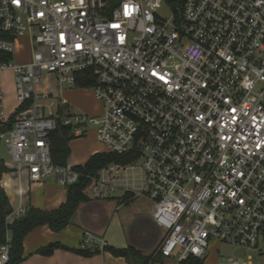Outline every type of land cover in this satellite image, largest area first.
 <instances>
[{"label":"built area","instance_id":"1","mask_svg":"<svg viewBox=\"0 0 264 264\" xmlns=\"http://www.w3.org/2000/svg\"><path fill=\"white\" fill-rule=\"evenodd\" d=\"M109 1L0 0V127L4 72L16 110L24 106L0 133L4 165L68 187L79 173L52 162L49 134L57 119L75 138L92 128L105 153H136L90 177L87 195L104 201L122 190L151 201L162 236L149 264L204 262L211 240L264 255V0H113L112 9ZM23 37L30 56L18 64ZM86 70L104 111L59 115L63 103L38 90L42 73L76 89ZM105 246L86 234L79 248Z\"/></svg>","mask_w":264,"mask_h":264},{"label":"crops","instance_id":"2","mask_svg":"<svg viewBox=\"0 0 264 264\" xmlns=\"http://www.w3.org/2000/svg\"><path fill=\"white\" fill-rule=\"evenodd\" d=\"M56 87L57 89L53 93L42 92L49 93L57 102L61 101L63 103L62 112L69 114L91 112L88 104L82 101L81 90L84 88L62 89L57 84ZM92 97L94 98V96ZM16 108L17 103L15 102L14 110L10 111L7 117ZM81 139L83 137L75 138L68 144L70 149L68 163L73 167L85 164L94 154L105 153L104 147L95 137V147L82 156L78 155L80 144L77 141ZM7 168L9 172L2 175L0 188L5 193L13 211L7 217L8 223L22 215L29 206L44 211H53L65 202L66 187L58 185L53 179L31 182L26 171ZM135 188L136 185L134 188L130 187L134 190ZM122 193L124 194L123 191ZM122 196L115 201L111 200L114 198L113 196L104 201L89 199L88 202L81 203L68 226L60 232H52L47 226L32 230L23 241L24 259L22 264H143L141 260L137 259L126 260L123 257H114L104 250L91 256H81L60 249L53 251L49 256L35 254L37 249L50 243H59L69 249H80V243L85 241L86 234L95 238H103L107 246L131 247L138 251L142 257H150L151 259L147 263L149 264L162 236V231L154 224L150 216L152 203L148 198L144 199V196L133 197V199L123 202ZM135 199L142 201L138 203L137 200L133 206L134 203L131 204V202Z\"/></svg>","mask_w":264,"mask_h":264},{"label":"trees","instance_id":"3","mask_svg":"<svg viewBox=\"0 0 264 264\" xmlns=\"http://www.w3.org/2000/svg\"><path fill=\"white\" fill-rule=\"evenodd\" d=\"M75 83L78 88L90 89L94 85V77L89 70L76 74ZM22 105L17 110H21ZM63 108L58 110V114H62ZM15 110L9 117L5 126L0 127V133L7 132L12 128ZM75 139L70 127L62 126L60 120L57 119V128L49 134V146L52 162L58 166H64L68 163L70 155L69 142ZM136 158V153L131 152L125 155H116L111 153H98L91 156L87 162L80 166H75L74 170L79 173L76 183L66 187V200L56 210L44 211L29 206L22 215L16 217L11 223L7 222V217L12 214V208L8 199L0 188V247L6 244V238L9 237V252L8 262L6 264H22L23 262V241L24 238L32 230L47 226L52 232H60L71 221L72 216L76 212L81 203L88 202L87 189L91 183L90 177H94L101 169L111 164L126 165ZM9 172V169L4 165L3 159L0 157V179L2 175ZM133 199V195L125 192L121 198L123 202ZM60 249L77 253L81 256H91L96 254L98 250L89 251L81 249H69L59 243H50L35 251V254L49 256L53 251ZM104 251L109 252L114 257H123L126 260L137 259L143 264H147L151 259L144 258L142 255L131 247L114 248L105 246ZM156 258V259H155ZM157 260L158 258L155 257ZM179 264H204L200 259L188 257Z\"/></svg>","mask_w":264,"mask_h":264},{"label":"rangeland","instance_id":"4","mask_svg":"<svg viewBox=\"0 0 264 264\" xmlns=\"http://www.w3.org/2000/svg\"><path fill=\"white\" fill-rule=\"evenodd\" d=\"M118 1H109V9H112ZM159 15L162 18H167L169 13L166 9H163L159 12ZM19 48L18 52L16 54V62L18 64H24L29 61L30 56V50L28 46V40L26 37L20 38L18 41ZM2 82H3V91L5 93V97L2 103V113L4 116H7L10 111L14 110L15 108V94H14V81H13V75L11 71H6L2 74ZM38 88L40 92L42 91H50L54 92L57 87L53 80V77H50L47 74L42 73V79L41 82L38 85ZM82 101L85 104H88L89 108L91 109V112H84L88 116H99L104 111L103 105L97 101L95 98H93V94L91 89H82ZM95 132L94 129H89L86 132V135L83 137V139L78 140L80 146L78 148V155L82 156L85 154V152L92 149V147H95ZM0 157L4 161H9V155L7 154L6 148L2 142H0ZM131 172H128L127 179L131 178ZM133 177L136 181L139 178V170L135 169L133 171ZM125 178V177H124ZM128 179V182H129ZM123 195L122 190H116L114 198L111 200H117V198L121 197ZM144 199H147L146 197H143ZM142 201L141 199H135L131 202L134 203L136 201ZM133 206L135 205L132 204ZM231 257H242L243 261H246V257L251 258V264H264V255L260 257H256V254L251 250H246L244 248L231 246L228 244L220 245L218 242L211 240L209 243V252L206 255V258L204 260V264H226L227 260ZM161 259V258H160Z\"/></svg>","mask_w":264,"mask_h":264}]
</instances>
